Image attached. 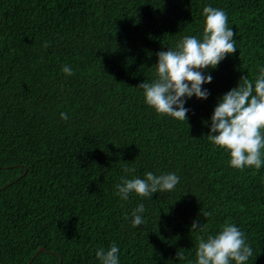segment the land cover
Masks as SVG:
<instances>
[{"label": "trees", "instance_id": "1", "mask_svg": "<svg viewBox=\"0 0 264 264\" xmlns=\"http://www.w3.org/2000/svg\"><path fill=\"white\" fill-rule=\"evenodd\" d=\"M205 4L226 12L237 49L180 121L145 105L137 86L159 50L199 35ZM258 64L264 0H0V264H99L95 249L113 242L120 264H188L197 236L225 222L252 246L247 264H264V166L230 167L206 136L217 97ZM124 165L180 180L122 201ZM137 203L147 211L133 227Z\"/></svg>", "mask_w": 264, "mask_h": 264}, {"label": "clouds", "instance_id": "2", "mask_svg": "<svg viewBox=\"0 0 264 264\" xmlns=\"http://www.w3.org/2000/svg\"><path fill=\"white\" fill-rule=\"evenodd\" d=\"M201 16L203 28L199 35H183L174 47L159 50L152 78L137 86L142 89L145 105L180 121L187 120L188 99L204 100L210 95L205 87L213 79L209 69H215L237 49L223 9L205 4ZM62 72L70 76L73 69L65 64ZM59 115L62 120L68 119L65 112ZM208 119L207 139L227 152L230 167L243 170L264 166V64L256 66L252 79L241 76L234 87L218 96ZM122 171L125 175L114 186V194L122 201H127L130 194L152 198L153 193L170 192L180 180L171 171L160 174L146 171L143 177L132 175L135 168L127 165L122 166ZM146 211L144 203H137L131 210L133 227L145 223ZM202 214L205 218L210 215ZM191 228L207 232L206 225L195 221ZM253 254L244 232L235 223L225 222L214 233L197 236L195 260L188 264H247ZM95 257L99 264H120V249L115 242L107 248L97 247Z\"/></svg>", "mask_w": 264, "mask_h": 264}, {"label": "water", "instance_id": "3", "mask_svg": "<svg viewBox=\"0 0 264 264\" xmlns=\"http://www.w3.org/2000/svg\"><path fill=\"white\" fill-rule=\"evenodd\" d=\"M262 186H263V191H264V172H263V177H262ZM40 250H44V248H41Z\"/></svg>", "mask_w": 264, "mask_h": 264}]
</instances>
